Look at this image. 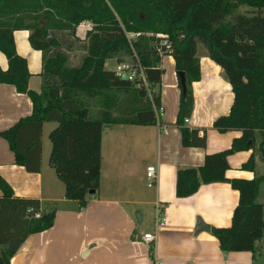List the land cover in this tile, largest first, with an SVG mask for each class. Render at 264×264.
<instances>
[{"label":"trees","instance_id":"16d2710c","mask_svg":"<svg viewBox=\"0 0 264 264\" xmlns=\"http://www.w3.org/2000/svg\"><path fill=\"white\" fill-rule=\"evenodd\" d=\"M241 5L248 9L238 10ZM83 20L92 23L81 41L85 53L79 65L70 66L68 50L80 40L75 32ZM21 28L30 30V44L41 51L39 91L28 87L27 61L16 51L13 31ZM132 32L140 34L129 40L126 33ZM160 33L166 34L169 47L161 43ZM198 42L222 67L233 92L229 112L219 115L212 126L241 133L229 147L206 153L199 166L179 168L176 194L188 195L202 183L228 180L239 192L238 202L230 225L212 227V232L225 251L256 250L264 227L263 205L256 200L264 174L228 178L225 170L228 155L235 151L251 149L242 163L250 170L255 167V152L264 157V0H0V50L8 63L5 69L0 67V83L13 84L32 102L30 114L0 131L14 161L38 171L43 122L56 121L48 133V162L64 183V196L84 205L88 190L99 183L104 127L155 121L158 95L147 92L160 80L161 54L172 55L176 71L184 73L185 90L180 82L176 116L182 144H204L197 128L184 125L192 110L191 85L200 77ZM114 56L137 57L147 85L141 78H121L106 68L105 61ZM55 211L54 203L15 195L0 175V264H10L30 233L49 228Z\"/></svg>","mask_w":264,"mask_h":264},{"label":"crops","instance_id":"0c3cea01","mask_svg":"<svg viewBox=\"0 0 264 264\" xmlns=\"http://www.w3.org/2000/svg\"><path fill=\"white\" fill-rule=\"evenodd\" d=\"M89 23L81 21L76 26L77 34H86ZM29 34L25 28L13 31L16 51L25 57L30 72L28 87L39 91L42 55L30 44ZM196 54L200 77L192 82V110L184 125L197 128L204 144H182L181 128L176 122L180 78L173 56L162 54L157 64L162 70L160 80L147 92L157 93L162 115L158 120L155 115V121L146 124L124 122L104 127L99 183L84 205L64 196V183L50 166L49 154L45 157L43 132L38 171L17 164L8 141L0 135V175L14 194L37 197L43 204L54 203L56 208L53 224L30 233L10 258V264H264V227L256 250L225 251L212 232V227L230 225L238 202L239 192L228 180L202 183L188 195L176 194L179 168L199 166L206 153L229 147L241 133L239 129L220 131L212 126L219 115L229 112L233 92L222 67L210 58L203 43H197ZM7 65L0 50V67L5 69ZM31 110L27 93L17 91L11 83H0V131ZM250 153L251 149L229 154L225 175L251 179L264 174L260 152H255L253 170L242 167ZM148 165L156 169V182L151 186L146 178ZM260 203L264 221V198ZM146 204L153 210H148ZM157 204L165 218L159 226L155 224ZM198 218L209 229L197 230ZM145 231L156 233L153 250L141 238Z\"/></svg>","mask_w":264,"mask_h":264},{"label":"built area","instance_id":"2783aa9c","mask_svg":"<svg viewBox=\"0 0 264 264\" xmlns=\"http://www.w3.org/2000/svg\"><path fill=\"white\" fill-rule=\"evenodd\" d=\"M139 34H140V32L126 33V35L129 38V40L132 37H135V36H137ZM157 35L163 37L161 39V43L165 44L166 47H169V44H168L167 39H166V34H161L160 33V34H157ZM113 70H114L115 74L117 76H119V77H121L123 75L124 78L129 79V80H135L136 78H141V80L143 81L144 85H147L146 80H145L143 67L140 64V62H139L137 57L134 60H131V61H128V60H120V61H118L114 65ZM139 85H140V82H138L136 84V86H139ZM154 110H155L156 119L158 120L159 117L163 113V108L159 105L158 107H155ZM187 121H188V118L186 116V117H184V122H187ZM164 131H166L165 128H164ZM200 134H202V133H200ZM146 178H147V184L149 186L153 185L156 182V169H155L154 165H148L146 167ZM161 208L162 207H161L160 204L156 205V214H155V224H156V226L162 225L165 222V218L161 214V210H162ZM36 215H39V213H36ZM141 238H142V240H143V242L145 244H147L150 247L154 248L155 240H156V233L155 232L145 231L141 235ZM155 264H158V262L155 261Z\"/></svg>","mask_w":264,"mask_h":264},{"label":"rangeland","instance_id":"374dc122","mask_svg":"<svg viewBox=\"0 0 264 264\" xmlns=\"http://www.w3.org/2000/svg\"><path fill=\"white\" fill-rule=\"evenodd\" d=\"M246 9H248V7L247 6H245V5H241V6H239V9L238 10H241V11H244V10H246ZM80 24V23H79ZM89 24H90V26H89ZM88 24V26L89 27H91L92 26V24L91 23H89ZM78 26V25H77ZM87 26V27H88ZM88 29V28H87ZM67 35V34H66ZM75 36H77L80 40L79 41H76V44H74L75 46L73 47V49H71V50H68V61H67V64L68 65H70V66H73V65H79L80 64V62H81V60H82V57H83V55H84V53H85V50L82 48V46H81V44H82V42L81 41H83V39L85 38V34L83 35H78L77 34V27H76V32H75ZM121 60H128V61H131V59L129 58V57H127V56H125V57H122L121 58ZM118 61H120V59L118 60V58L117 57H111V58H108L107 60H106V62H105V67L106 68H108V69H112L113 67H114V65L118 62ZM56 125V121H46L45 123H44V126H43V149H44V153L46 154L45 155V157H47V154H49V152H50V147H51V142H50V139H49V137H48V132L50 131V129L51 128H53L54 126ZM45 149H46V151H45ZM261 168V167H260ZM263 198H264V182H262L261 184H260V190H259V193H258V196H257V198H256V200L258 201V202H260V201H263ZM146 207H147V209L149 210V209H152V207H151V205H149V204H146L145 205ZM146 209V210H147ZM153 210V209H152ZM154 216V215H153ZM144 221H146V220H144ZM84 252H82V254H83ZM264 253V251H262V255H264L263 254ZM259 254V252H257V254L256 255H258Z\"/></svg>","mask_w":264,"mask_h":264},{"label":"water","instance_id":"95a60500","mask_svg":"<svg viewBox=\"0 0 264 264\" xmlns=\"http://www.w3.org/2000/svg\"><path fill=\"white\" fill-rule=\"evenodd\" d=\"M178 75H179V78H180V82H181V84L183 86V90H185V79H184V73H183V71H179L178 72ZM121 78H124V76L122 75ZM94 191H95L94 188H90L88 190L89 193H92ZM196 229L197 230L198 229H209V225L207 223L203 222L202 219L198 218L197 219V224H196Z\"/></svg>","mask_w":264,"mask_h":264}]
</instances>
